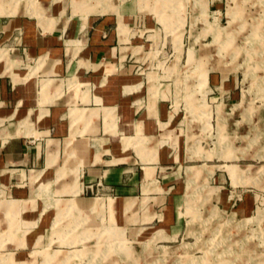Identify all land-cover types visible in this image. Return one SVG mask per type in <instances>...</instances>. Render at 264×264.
<instances>
[{
	"label": "rangeland",
	"instance_id": "rangeland-1",
	"mask_svg": "<svg viewBox=\"0 0 264 264\" xmlns=\"http://www.w3.org/2000/svg\"><path fill=\"white\" fill-rule=\"evenodd\" d=\"M121 1L131 0L76 5L102 13L117 10ZM133 1L150 18L133 62L153 94L166 99L172 125L181 132L187 166L177 187L183 230L173 239L160 232L141 242L151 232L135 237L119 226L111 216L112 199L109 215L94 222H86L74 199H57L55 219L54 206L42 202L35 213L42 210L44 223L27 232L18 201L1 186L0 212L9 220L0 213V264H264V0ZM60 2L64 13L82 14L73 11L71 0L53 5ZM18 5L19 13H32L27 6L42 13L38 0H0L6 10L0 13H15ZM120 29L128 31L125 23ZM1 59L10 70L7 49H0ZM70 78H43V90L55 87L43 99L62 96L64 85L77 97L83 82ZM88 111L71 108L76 119ZM91 112L97 119L99 113ZM104 115L105 128L114 130L112 111L104 108ZM101 205L96 199L92 209Z\"/></svg>",
	"mask_w": 264,
	"mask_h": 264
},
{
	"label": "crops",
	"instance_id": "crops-1",
	"mask_svg": "<svg viewBox=\"0 0 264 264\" xmlns=\"http://www.w3.org/2000/svg\"><path fill=\"white\" fill-rule=\"evenodd\" d=\"M53 1L38 0L41 15L29 6L32 13H19V5L15 13H0V44L6 43L0 49L11 65L7 70L0 60V188L18 201L27 232L44 223L42 210L35 213L42 202L54 206L55 219V200L74 199L92 222L109 215L112 199L119 226L135 237L151 232L138 241L160 232L173 239L184 227L177 187L187 166L166 99L153 94L133 62L149 16L133 0L102 13L77 7L87 0H71L82 14H66L65 3ZM38 62V72L29 74ZM50 76L81 80L77 97L64 85L62 96L45 101L43 93L55 87L43 90L41 82ZM76 105L89 110L86 116L74 118ZM104 108L114 115V130L105 128ZM96 199L102 205L92 209ZM35 236L36 244L42 234Z\"/></svg>",
	"mask_w": 264,
	"mask_h": 264
},
{
	"label": "bare ground",
	"instance_id": "bare-ground-1",
	"mask_svg": "<svg viewBox=\"0 0 264 264\" xmlns=\"http://www.w3.org/2000/svg\"><path fill=\"white\" fill-rule=\"evenodd\" d=\"M0 10H1L2 12L6 11L4 8H0Z\"/></svg>",
	"mask_w": 264,
	"mask_h": 264
}]
</instances>
